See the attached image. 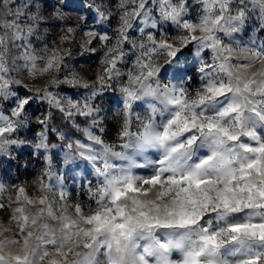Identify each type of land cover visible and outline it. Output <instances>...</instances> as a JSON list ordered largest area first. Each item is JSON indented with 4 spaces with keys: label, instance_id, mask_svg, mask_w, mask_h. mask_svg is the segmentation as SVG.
I'll use <instances>...</instances> for the list:
<instances>
[{
    "label": "rangeland",
    "instance_id": "obj_1",
    "mask_svg": "<svg viewBox=\"0 0 264 264\" xmlns=\"http://www.w3.org/2000/svg\"><path fill=\"white\" fill-rule=\"evenodd\" d=\"M0 264H264V0H0Z\"/></svg>",
    "mask_w": 264,
    "mask_h": 264
}]
</instances>
